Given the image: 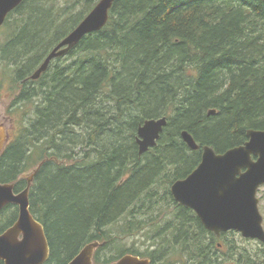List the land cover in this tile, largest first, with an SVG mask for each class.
<instances>
[{"label":"trees","instance_id":"16d2710c","mask_svg":"<svg viewBox=\"0 0 264 264\" xmlns=\"http://www.w3.org/2000/svg\"><path fill=\"white\" fill-rule=\"evenodd\" d=\"M46 1L24 0L11 13L22 18L0 47L4 78L16 82L43 60L99 0H65L58 11ZM75 2L81 10L70 13ZM47 72L46 106L0 154V183L15 193L28 186L49 248L43 264H67L94 242L93 264L124 255L150 264H264V246L233 252L226 235L234 232L216 238L169 193L199 164L203 146L222 153L243 145L248 130H264V0H116L102 30ZM161 117L156 146L140 156L137 128ZM182 131L199 150L188 149ZM166 207L172 213L162 217ZM17 216L15 205L0 211V234ZM140 233L150 242L144 249L121 244Z\"/></svg>","mask_w":264,"mask_h":264},{"label":"water","instance_id":"95a60500","mask_svg":"<svg viewBox=\"0 0 264 264\" xmlns=\"http://www.w3.org/2000/svg\"><path fill=\"white\" fill-rule=\"evenodd\" d=\"M115 1L99 0L47 54L31 79H38L51 61L65 56L85 36L102 30ZM22 2L0 0V27ZM214 113L213 110L208 112ZM166 125L165 117L143 121L136 131L139 155L156 146ZM2 132L0 130V153L7 139ZM246 136L243 145L222 153L203 146L199 164L185 178L173 182L170 195L175 203L192 210L204 229L214 236L232 231L264 246V229L256 197L259 188L264 186V130H248ZM180 138L189 150H199V145L187 131H182ZM8 205L17 206L18 217L0 234V261L4 264H43L49 248L43 227L30 214L28 187L15 194L13 184L0 183V211ZM99 245L94 242L84 246L67 264H93L92 255ZM111 264H150V261L124 255Z\"/></svg>","mask_w":264,"mask_h":264},{"label":"rangeland","instance_id":"374dc122","mask_svg":"<svg viewBox=\"0 0 264 264\" xmlns=\"http://www.w3.org/2000/svg\"><path fill=\"white\" fill-rule=\"evenodd\" d=\"M69 1H72V0H69ZM64 4H65V0H53L51 2L47 0L46 2H44L43 7L45 9H48L50 8L51 5H53L56 11H58L63 8ZM69 8H71L70 13H77L81 10V3L79 2H75L74 4L71 3L69 5ZM21 18L22 17L19 15V13L15 12L11 14V16L9 17V20H8L9 23L7 25L6 23L2 25V27L0 28V47L5 45L10 40V37L14 34L13 29L18 25V21ZM16 20L18 21L16 22ZM11 22H14V23L16 22V25L13 26ZM6 67H7L6 64L4 62H1V54H0V71H3L5 75L10 76L8 75L9 73L8 70H5ZM0 83H1V80H0ZM1 89H2V86L0 87V130L3 131L2 133H4V135H7V133L9 134L8 143H10L14 140V138H16L15 135H17L18 130H20L23 127V124H25L23 120L24 119L27 120V118H29L32 115V112L29 114L28 111H26L25 109H14L13 112L11 113L12 110L10 111V109L7 107L9 104V101H3L5 99L6 93L4 89L2 90ZM79 151H80V148L78 147L76 152H79ZM33 169L34 168H31L28 172H26L24 175V178H28L32 174ZM165 186H166L165 183H160L157 185L156 191L159 196H162L164 194ZM256 197L258 199V209L262 217V226L264 229V186L259 188V190L257 191ZM161 205H165V204L162 203ZM163 211L165 212V214H163L162 217L172 213L171 209L168 207H166ZM161 214H162V211H161ZM155 217L159 218L158 214H155ZM226 236H227L226 240H228L232 245L235 246V249H233L234 250L233 252H240V250L245 249L247 252H250L253 254L261 250L263 246L262 244L254 240H245L237 233H234L233 235L227 234ZM222 242H223L222 239L218 240V243L221 244ZM121 244L125 246V248H129L132 244H135L137 248L144 249L146 246L150 244V242L147 241L144 233H140L133 237L127 238ZM223 252L224 253L226 252L225 247L223 248ZM107 254H114V251H110ZM229 263H233V261L230 260L225 264H229Z\"/></svg>","mask_w":264,"mask_h":264},{"label":"flooded vegetation","instance_id":"af4514ba","mask_svg":"<svg viewBox=\"0 0 264 264\" xmlns=\"http://www.w3.org/2000/svg\"><path fill=\"white\" fill-rule=\"evenodd\" d=\"M44 59L45 58H43V60L41 61H37L27 70V72L24 75H22L19 78H16L17 80L16 82H15L16 76L14 77V80L11 77L4 78L2 71H0V80H1L0 87L2 86V89H4L6 93L5 99L3 101H9L7 107L10 110H14L17 109V107H20L21 109H25L26 111L30 110L31 112H33L39 107L46 106V101L44 97L41 96L40 91L41 89L43 90L44 87L47 85V82L44 81V77L48 73L47 72L48 69L44 73H42L38 79L36 80L31 79V76L40 67ZM3 79L5 80L3 81ZM12 83L15 84L13 85ZM24 88L27 90L28 97L22 99L20 97ZM8 142H9V134L7 133V141L5 144H7ZM221 236L222 234L220 235V237Z\"/></svg>","mask_w":264,"mask_h":264},{"label":"bare ground","instance_id":"6f19581e","mask_svg":"<svg viewBox=\"0 0 264 264\" xmlns=\"http://www.w3.org/2000/svg\"><path fill=\"white\" fill-rule=\"evenodd\" d=\"M40 5H41V4H40ZM52 6H53V5H52ZM45 12H46V11H45ZM31 16H32V15H31ZM45 20H46V19H45ZM45 25H46V24H45ZM40 26H41V25H40ZM51 27H52V26H51ZM70 32H71V31H70ZM70 32H69V33H70ZM62 39H63V38H62ZM62 39H61V40H62ZM61 40H60V41H61ZM60 41H59V42H60ZM40 43H41V42H40ZM37 48H38V47H37ZM51 49H52V48H51ZM69 52H70V51H69ZM69 52H68V53H69ZM68 53H67V54H68ZM47 54H48V53H47ZM67 54H66V55H67ZM14 63H15V62H14ZM12 66H13V65H12ZM47 82H48V81H47ZM107 92H108V91H107ZM111 100H112V99H111ZM72 116H73V115H72ZM73 120H74V119H73ZM70 122H71V121H70ZM73 122H74V121H73ZM75 124H76V123H75ZM140 156H141V155H140ZM19 166H20V165H19ZM52 167H53V166H52Z\"/></svg>","mask_w":264,"mask_h":264}]
</instances>
